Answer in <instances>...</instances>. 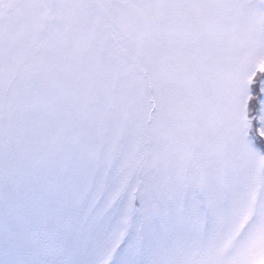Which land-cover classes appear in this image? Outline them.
I'll return each instance as SVG.
<instances>
[{
    "label": "snow or ice",
    "instance_id": "6c2138e0",
    "mask_svg": "<svg viewBox=\"0 0 264 264\" xmlns=\"http://www.w3.org/2000/svg\"><path fill=\"white\" fill-rule=\"evenodd\" d=\"M0 264H264V0H0Z\"/></svg>",
    "mask_w": 264,
    "mask_h": 264
}]
</instances>
